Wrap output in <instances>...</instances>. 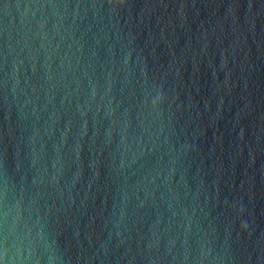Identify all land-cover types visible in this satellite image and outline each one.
<instances>
[{"label": "water", "instance_id": "obj_1", "mask_svg": "<svg viewBox=\"0 0 264 264\" xmlns=\"http://www.w3.org/2000/svg\"><path fill=\"white\" fill-rule=\"evenodd\" d=\"M6 264H264V0H0Z\"/></svg>", "mask_w": 264, "mask_h": 264}, {"label": "clouds", "instance_id": "obj_2", "mask_svg": "<svg viewBox=\"0 0 264 264\" xmlns=\"http://www.w3.org/2000/svg\"><path fill=\"white\" fill-rule=\"evenodd\" d=\"M7 252H8L7 247H4L3 250L0 251V264H6L4 257L7 254Z\"/></svg>", "mask_w": 264, "mask_h": 264}]
</instances>
